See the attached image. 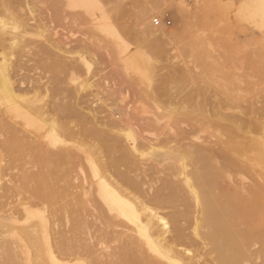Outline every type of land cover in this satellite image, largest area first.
I'll use <instances>...</instances> for the list:
<instances>
[{
    "label": "rangeland",
    "instance_id": "1",
    "mask_svg": "<svg viewBox=\"0 0 264 264\" xmlns=\"http://www.w3.org/2000/svg\"><path fill=\"white\" fill-rule=\"evenodd\" d=\"M87 3L0 0V27L25 21L29 11L43 24L21 21L17 45L0 40V61L12 69L18 95L0 94V210H15L20 226L46 229L55 263H75V251L86 264L114 254L119 264H137L122 237L130 221L119 217L108 227L113 212L100 190L170 196L176 188L182 201L170 196L151 207L169 236L181 230L190 237L195 207L180 182L182 145L205 150L219 173V195L240 203L261 196L249 214L263 223L264 0ZM157 34L163 38L154 42ZM52 40L63 55L47 47ZM121 127L129 133L115 134ZM43 242L40 236L41 257L29 264L52 261Z\"/></svg>",
    "mask_w": 264,
    "mask_h": 264
},
{
    "label": "bare ground",
    "instance_id": "2",
    "mask_svg": "<svg viewBox=\"0 0 264 264\" xmlns=\"http://www.w3.org/2000/svg\"><path fill=\"white\" fill-rule=\"evenodd\" d=\"M87 1V5H89L91 0ZM54 8L53 1L48 6V10L51 12L46 16L49 18L48 21L53 22L56 17ZM31 12L29 11L27 13L25 21L20 20L15 25L3 24L0 27V40L3 42L11 41V45H17L18 39L14 34V30L20 28V24L23 21L24 27H35L36 25V28L43 29V24H40ZM161 38L163 36L160 34L151 35V40H154V42L159 41ZM48 42L49 44L46 45L50 50L52 49L56 53H61V55L65 53L59 42L53 40ZM86 66L88 67V65ZM11 76L12 69L10 66L4 63V61L1 62L0 79L2 84L0 83V94L14 99V96L18 95H13L14 89L12 90L10 88ZM129 129L130 127L126 131H129ZM126 131L121 127L115 131V134H122ZM128 133L126 132L125 134ZM137 150L133 147L134 152H137ZM212 155L210 156L211 158ZM189 166L192 169H189ZM211 167L214 168L211 166L205 150L194 146L185 147L180 145V175L182 177L180 182L186 187L188 193L191 194L195 207V215L193 216L190 227V237L181 230L169 236L168 232L164 229L163 218L158 216L159 214L151 207V205L157 206L165 203V200L170 196L172 197L170 198L171 200L176 199V201H182L178 197V194H176V188L173 187L170 189V196L150 195L146 192V194H132L127 190L117 188L109 190L108 187L100 190L101 200L108 206L109 212H113L112 221L108 227L114 228L118 226L115 223V219H119V217L130 221L129 223L132 227L126 229L122 233L123 236L121 234L119 235L128 241L129 247L138 261L136 262L137 264H264V222L259 224L257 223V219L250 220L251 215L249 214V208L259 204L261 196L258 197L255 194L253 198L243 197V201L240 203L239 199L235 197L231 198L229 194L219 195L216 191V181L219 173L212 171ZM199 186H201V189L198 191ZM132 191L137 192L133 188ZM169 203L172 207H176L177 205L175 201ZM239 204H245L246 206L240 207ZM19 206L22 207V210H26L27 202H20ZM18 222L19 215L15 213V210L13 211L10 208L0 210V264H22V255L26 258V264H29L28 261L31 258L35 260V257H41L39 250L41 247H38L36 244L40 236L45 241L43 242L45 250L52 260L49 263L58 264L55 263L56 255L55 257L53 256L50 240L47 236H44L47 230L44 228L40 230L35 224L20 226ZM249 225H251V229H248ZM13 230H16L17 236L14 235L15 237L24 239L28 243L19 244L10 240L8 234ZM186 242L188 246L194 245L196 247L194 252L190 250L191 248L188 250L182 247ZM32 244H34L35 248H38L36 250L31 249ZM69 255L71 258L75 257L74 260L77 258L73 264H86L84 257L80 256L81 254L71 251ZM42 260H39L37 264H44ZM67 260L68 262L66 264H70L71 261L69 259ZM119 261L120 257L114 254L110 255L106 261L100 262L99 260H94L92 264H119Z\"/></svg>",
    "mask_w": 264,
    "mask_h": 264
},
{
    "label": "built area",
    "instance_id": "3",
    "mask_svg": "<svg viewBox=\"0 0 264 264\" xmlns=\"http://www.w3.org/2000/svg\"><path fill=\"white\" fill-rule=\"evenodd\" d=\"M152 24H153L154 26H159V25H160V21H159L158 19H154L153 22H152ZM165 24H166V25H169L170 22H169V21H166Z\"/></svg>",
    "mask_w": 264,
    "mask_h": 264
}]
</instances>
